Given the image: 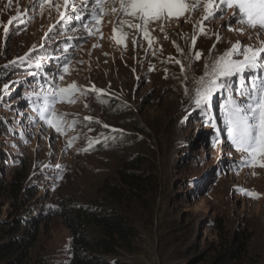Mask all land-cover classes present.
Returning <instances> with one entry per match:
<instances>
[{"label": "rangeland", "instance_id": "1", "mask_svg": "<svg viewBox=\"0 0 264 264\" xmlns=\"http://www.w3.org/2000/svg\"><path fill=\"white\" fill-rule=\"evenodd\" d=\"M119 2L87 5L101 20L89 36L60 16L73 6L83 14L85 0L67 9L64 0H0V242L9 239L2 227L16 226L23 264H69L75 209H111L104 186L117 184L119 167L138 153L154 188L124 212L133 230L126 248L96 261L264 264V168L242 164L231 144L225 92L206 110L194 104L205 64L256 36L222 27L231 10L204 20L202 33L205 0H184L190 10L163 30L151 24L148 37L123 33L127 24L109 8ZM99 231L90 228L94 238Z\"/></svg>", "mask_w": 264, "mask_h": 264}, {"label": "snow or ice", "instance_id": "2", "mask_svg": "<svg viewBox=\"0 0 264 264\" xmlns=\"http://www.w3.org/2000/svg\"><path fill=\"white\" fill-rule=\"evenodd\" d=\"M45 2L52 3V0H45ZM93 2L94 0H85L83 14H80L74 6L72 7L74 14H68L65 17V13L61 12V22L68 25L80 22L86 30L91 29L92 23L99 25L101 20L96 18L97 13L87 9V5ZM11 3L12 0H9V4ZM64 5L66 9L70 7L69 0H64ZM96 6L100 8V13H103L104 9L100 5ZM58 8L59 5H57ZM109 8L111 14L119 18L118 25L127 24L128 28L141 32L144 37L149 36L151 24L159 22L161 30H163L164 24L169 19H180L190 10L184 0H120L118 8L114 5H110ZM228 10H231L232 15L222 27L240 35L246 31L254 34L258 43L244 45L241 41H237L223 54L208 61L205 64V73L200 78L196 89L194 104L196 108L206 110L216 92H225L227 95L226 123L231 144L237 151L244 154L241 160L242 164L264 168V0H205V15L201 21L202 33L204 20L220 19ZM125 16L130 19H122ZM85 17H92L91 23H84ZM13 19H19V17ZM9 23H12V20ZM233 25L239 27H233ZM95 31H99V29L89 30L88 35H94ZM116 31L117 29L114 28L113 32ZM5 32L7 33V29ZM251 34L249 39L252 38ZM122 38L117 39V43H120ZM77 39H84V37H77ZM219 40L220 37L217 34V42ZM149 44H151L150 39ZM201 55L202 53L197 51L195 59L199 61ZM177 63L180 62L177 61ZM64 67L66 71V64ZM181 71H184L183 64H181ZM233 77H238L235 88L233 87ZM185 79H187L186 76ZM4 87L7 89L8 85ZM75 88L76 85L73 84L70 88L58 89L57 94L69 93ZM53 127L60 130L58 123H53ZM105 127L108 126L105 125ZM246 194L253 198H257L258 195L252 192Z\"/></svg>", "mask_w": 264, "mask_h": 264}, {"label": "trees", "instance_id": "3", "mask_svg": "<svg viewBox=\"0 0 264 264\" xmlns=\"http://www.w3.org/2000/svg\"><path fill=\"white\" fill-rule=\"evenodd\" d=\"M141 130L144 131L142 128ZM141 156L135 153L133 157L123 162L117 171L119 178L117 184H105L104 188L111 198L109 203L111 209L106 211L91 207L75 209L76 218L69 225L72 235V258L69 264H111L105 260L96 261L94 258L106 257L115 260L118 250L126 248L133 230L124 212L139 206L154 188L153 176L142 169ZM92 227L100 230L99 238H94L90 234ZM17 228L19 227H2L9 239L0 242L1 264H23L20 258L15 257L17 248L23 244L18 241L25 237L24 234L16 235Z\"/></svg>", "mask_w": 264, "mask_h": 264}, {"label": "bare ground", "instance_id": "4", "mask_svg": "<svg viewBox=\"0 0 264 264\" xmlns=\"http://www.w3.org/2000/svg\"><path fill=\"white\" fill-rule=\"evenodd\" d=\"M193 3V2H192ZM123 33H127V32H130L129 28L128 27H123V29L121 30ZM122 36V35H121ZM124 47H125V44H124ZM186 55V54H185Z\"/></svg>", "mask_w": 264, "mask_h": 264}]
</instances>
